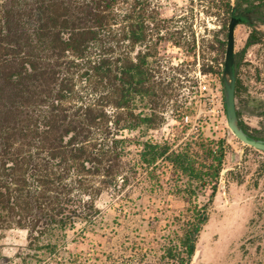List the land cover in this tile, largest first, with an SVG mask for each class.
I'll list each match as a JSON object with an SVG mask.
<instances>
[{
  "label": "trees",
  "instance_id": "1",
  "mask_svg": "<svg viewBox=\"0 0 264 264\" xmlns=\"http://www.w3.org/2000/svg\"><path fill=\"white\" fill-rule=\"evenodd\" d=\"M196 1L228 17L234 2ZM237 1L250 2L264 24V0ZM161 8L159 0H0V229L27 231L25 250L16 255L22 264H189L207 221L205 206L175 216L160 236L131 232L115 252L69 248L95 232L103 218L98 200L108 194L121 203L142 168L168 163L176 186L185 178L189 194L217 188L222 140L174 147L123 134L156 121V99L165 91L155 78L159 42L196 47L194 33L185 40L171 30ZM186 27L193 30L192 23ZM261 40L252 29L245 47ZM217 43L224 52L226 41ZM202 71L222 69L204 63ZM242 88L237 75L236 97ZM9 261L0 252V264Z\"/></svg>",
  "mask_w": 264,
  "mask_h": 264
},
{
  "label": "rangeland",
  "instance_id": "2",
  "mask_svg": "<svg viewBox=\"0 0 264 264\" xmlns=\"http://www.w3.org/2000/svg\"><path fill=\"white\" fill-rule=\"evenodd\" d=\"M159 1L162 6L159 16L167 19L171 30L178 28V34L185 40L194 33L196 47L190 51L188 43L177 46L173 41L159 42L155 78L165 91L160 90L156 99V121L149 130L142 126L134 133L123 131V134L168 140L174 147L189 139L222 140L225 152L222 169L226 168V172L221 170L214 193L207 186L189 194L186 185H181L185 178L176 186L177 177L168 163L160 161L155 168H142L136 188L121 201L125 213H121L117 198L105 194L97 202L103 218L97 222L95 232L70 243L69 248L87 254L99 245L106 253L115 252L131 232L136 230L148 238L160 236L174 227L175 216L186 215L195 206H205L207 221L196 241L200 252L189 264H264V155L259 151L251 154L254 151L250 146L228 128L221 73L202 71L204 63L222 69L224 52L219 50L217 40L226 41L228 16L203 11L196 0ZM190 23L193 32L183 28ZM257 27L264 32L263 25ZM250 30L251 26H236V52L244 48ZM140 47L135 45L134 50ZM237 75L243 88L236 97V105L250 131V126L261 127L264 121L252 113L263 111L262 106L255 104L264 99V37L245 50ZM240 149L244 150L241 157ZM26 243V230L0 229V252L10 258L7 264H22L16 255L25 250Z\"/></svg>",
  "mask_w": 264,
  "mask_h": 264
},
{
  "label": "water",
  "instance_id": "3",
  "mask_svg": "<svg viewBox=\"0 0 264 264\" xmlns=\"http://www.w3.org/2000/svg\"><path fill=\"white\" fill-rule=\"evenodd\" d=\"M236 5H233V14L231 15L226 33V44L224 50V59L221 72L223 83V104L225 110L226 123L230 131L245 145L253 146L260 150H264V139L255 138L250 135L240 124L236 106V62H235V29L239 23L253 22L252 17L247 13L235 14ZM243 149H240L239 156L243 154ZM226 172V168L222 169V173ZM200 252L199 248H195L191 257L194 262Z\"/></svg>",
  "mask_w": 264,
  "mask_h": 264
},
{
  "label": "flooded vegetation",
  "instance_id": "4",
  "mask_svg": "<svg viewBox=\"0 0 264 264\" xmlns=\"http://www.w3.org/2000/svg\"><path fill=\"white\" fill-rule=\"evenodd\" d=\"M236 5V10L234 11V13L235 14H238V13H247V14H249L251 17H252V19H253V22H242V23H239V24H244V25H246L247 27H249L250 28V26H251V30L249 31V33H248V35H247V38H248V36L250 35V32L252 31V29H257V30H259L261 33H262V39H263V37H264V32H263V30H261V29H259L258 27H257V24H260V25H263L264 26V24H262L261 23V21H260V17H262V14H261V12H259L256 8H254V7H252V6H250V2H240V1H237V0H234V2H233V5ZM233 5H232V8H231V12H230V15H229V17H228V21H229V19H230V17H231V15L233 14ZM238 24V25H239ZM227 25H228V23H227ZM226 33H227V31H226ZM247 38H246V41H247ZM246 41H245V44H246ZM262 41V40H261ZM260 41V42H261ZM260 42H257V43H260ZM257 43H254V44H257ZM254 44H252V45H254ZM252 45H248L247 47H245L244 46V48L242 49V51H240V52H236V50H235V62H236V57H237V55H239V57H240V55H241V57L239 58L240 60H239V62L241 61V59L243 58V55H244V52H245V50L248 48V47H250V46H252ZM244 50V51H243ZM243 52V53H242ZM239 66H236V74H237V68H238ZM262 106L263 107V111L262 112H255V111H253L252 113L254 114V115H257V116H261V117H263L264 118V99H262L258 104H255V106ZM237 106V105H236ZM237 109H239V108H237ZM241 112V111H240ZM242 118V117H241ZM243 120V119H242ZM244 122V121H243ZM245 123V122H244ZM248 132V131H247ZM249 133H250V135L251 136H253V137H255V138H261V139H264V121H263V125L261 126V127H251L250 126V131H249ZM250 148L254 151L253 153H251V154H254V153H256V152H261L263 155H264V150H260V149H258V148H255V147H253V146H251L250 145ZM263 166H264V160H263Z\"/></svg>",
  "mask_w": 264,
  "mask_h": 264
}]
</instances>
